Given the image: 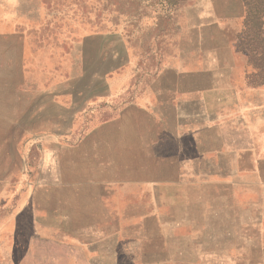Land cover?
<instances>
[{
    "label": "rangeland",
    "instance_id": "rangeland-1",
    "mask_svg": "<svg viewBox=\"0 0 264 264\" xmlns=\"http://www.w3.org/2000/svg\"><path fill=\"white\" fill-rule=\"evenodd\" d=\"M243 17L242 0H0V219L18 217L39 264H85L75 244L92 264H264V188L231 171L239 158L160 174L122 157L117 171L97 137L111 127L113 87L159 84L177 66L226 108L225 87H264L248 82ZM226 127L238 147L242 133ZM164 175L170 184L155 183Z\"/></svg>",
    "mask_w": 264,
    "mask_h": 264
},
{
    "label": "crops",
    "instance_id": "crops-1",
    "mask_svg": "<svg viewBox=\"0 0 264 264\" xmlns=\"http://www.w3.org/2000/svg\"><path fill=\"white\" fill-rule=\"evenodd\" d=\"M170 73L180 77V81L170 80ZM136 75L137 71L132 70L121 78L133 81ZM184 77V68L177 66L173 71L161 72L159 84L130 83L112 88L109 99L114 117L108 122L111 127L97 134L107 146L109 165L118 171L123 157L127 158L131 172H201L194 167L229 152L240 159V164L231 171L257 173L264 188L261 177L264 173V87H225L232 103L231 108H226L205 100L216 88L195 82L186 86ZM202 103L213 106L214 112H202ZM227 125H230L229 131L242 133L238 147L227 143L226 131H222ZM249 132H257L256 141L253 139L257 144L249 145ZM125 141L129 148L122 150L121 144ZM248 163L252 164L251 168L247 167ZM155 183L170 184V177L164 175ZM25 233L18 217L0 219V264L40 263L41 247L26 246L19 240ZM70 247L85 255L81 261L85 264L101 262L89 260L90 250L84 244ZM45 262L56 264V259L50 256Z\"/></svg>",
    "mask_w": 264,
    "mask_h": 264
},
{
    "label": "trees",
    "instance_id": "trees-1",
    "mask_svg": "<svg viewBox=\"0 0 264 264\" xmlns=\"http://www.w3.org/2000/svg\"><path fill=\"white\" fill-rule=\"evenodd\" d=\"M180 0H159L173 6ZM243 26L238 34V48L248 56L250 85H264V0H242Z\"/></svg>",
    "mask_w": 264,
    "mask_h": 264
},
{
    "label": "bare ground",
    "instance_id": "bare-ground-1",
    "mask_svg": "<svg viewBox=\"0 0 264 264\" xmlns=\"http://www.w3.org/2000/svg\"><path fill=\"white\" fill-rule=\"evenodd\" d=\"M6 106V105H5Z\"/></svg>",
    "mask_w": 264,
    "mask_h": 264
}]
</instances>
